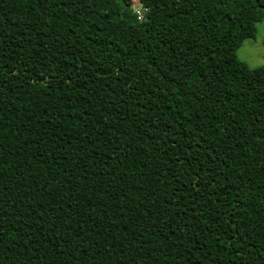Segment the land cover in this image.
Returning a JSON list of instances; mask_svg holds the SVG:
<instances>
[{
    "label": "trees",
    "instance_id": "16d2710c",
    "mask_svg": "<svg viewBox=\"0 0 264 264\" xmlns=\"http://www.w3.org/2000/svg\"><path fill=\"white\" fill-rule=\"evenodd\" d=\"M131 1L0 0V264H264V0Z\"/></svg>",
    "mask_w": 264,
    "mask_h": 264
},
{
    "label": "rangeland",
    "instance_id": "374dc122",
    "mask_svg": "<svg viewBox=\"0 0 264 264\" xmlns=\"http://www.w3.org/2000/svg\"><path fill=\"white\" fill-rule=\"evenodd\" d=\"M131 12L138 19L143 20L147 10L140 0L131 1ZM264 16L256 24V36L254 39H246L235 52L236 59L249 69H256L264 64Z\"/></svg>",
    "mask_w": 264,
    "mask_h": 264
},
{
    "label": "built area",
    "instance_id": "2783aa9c",
    "mask_svg": "<svg viewBox=\"0 0 264 264\" xmlns=\"http://www.w3.org/2000/svg\"><path fill=\"white\" fill-rule=\"evenodd\" d=\"M139 21H142V20H139Z\"/></svg>",
    "mask_w": 264,
    "mask_h": 264
}]
</instances>
